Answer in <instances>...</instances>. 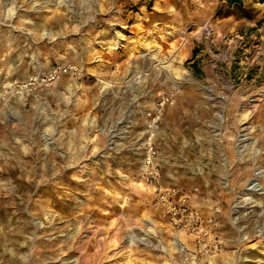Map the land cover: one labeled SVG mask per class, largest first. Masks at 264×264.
<instances>
[{
    "label": "rangeland",
    "instance_id": "obj_1",
    "mask_svg": "<svg viewBox=\"0 0 264 264\" xmlns=\"http://www.w3.org/2000/svg\"><path fill=\"white\" fill-rule=\"evenodd\" d=\"M6 74L0 264H264L260 0H0ZM149 145L223 248L153 206Z\"/></svg>",
    "mask_w": 264,
    "mask_h": 264
},
{
    "label": "built area",
    "instance_id": "obj_2",
    "mask_svg": "<svg viewBox=\"0 0 264 264\" xmlns=\"http://www.w3.org/2000/svg\"><path fill=\"white\" fill-rule=\"evenodd\" d=\"M67 72H69L67 68L57 67L49 73L31 77L23 83L14 82L9 87V90L12 93L24 96L41 87H49L55 84ZM0 105L7 107V88L0 93ZM139 175L148 188H153V206L160 210L164 218L172 222L173 226L180 230L181 233L191 235L194 238V242L199 244L201 251L205 240H200L199 238L205 237V239H208L212 236L208 227L209 225L206 223V219L200 215V212L191 206L188 196L181 189L164 187L161 184L160 166L155 159V152L150 145L146 148L145 158L139 169ZM213 243H215L213 249H218L221 247L220 244H222L215 241L214 238Z\"/></svg>",
    "mask_w": 264,
    "mask_h": 264
},
{
    "label": "bare ground",
    "instance_id": "obj_3",
    "mask_svg": "<svg viewBox=\"0 0 264 264\" xmlns=\"http://www.w3.org/2000/svg\"><path fill=\"white\" fill-rule=\"evenodd\" d=\"M143 186H145V184L140 183L139 187H140L141 189L145 188V187H143ZM152 190H153V188L151 189V191H152ZM200 215H202L203 218L207 219L203 214L200 213ZM180 236H185V234H181ZM190 238H191L192 240H194V238H193L192 236H191ZM199 239H200V240H203V239L205 240V243H204V245H203L202 248H201V253H204V251H205L206 249H210V250L213 249L215 243H213V238H212V236H210L208 239H207V238L205 239V237H200ZM176 245H178V248L181 249V247H180L181 244H179V243L177 242ZM221 248H223V243L221 244ZM188 253H189V252H188ZM189 255L192 256L191 253H190ZM192 257H193V256H192Z\"/></svg>",
    "mask_w": 264,
    "mask_h": 264
},
{
    "label": "crops",
    "instance_id": "obj_4",
    "mask_svg": "<svg viewBox=\"0 0 264 264\" xmlns=\"http://www.w3.org/2000/svg\"><path fill=\"white\" fill-rule=\"evenodd\" d=\"M7 80V74L3 77V76H0V85L2 84V83H4L5 81ZM64 82V81H63ZM67 90H69V88H67ZM145 189V188H144ZM190 202V204L191 205H193L192 203H191V200L189 201ZM194 206V205H193ZM201 212V211H200Z\"/></svg>",
    "mask_w": 264,
    "mask_h": 264
},
{
    "label": "trees",
    "instance_id": "obj_5",
    "mask_svg": "<svg viewBox=\"0 0 264 264\" xmlns=\"http://www.w3.org/2000/svg\"><path fill=\"white\" fill-rule=\"evenodd\" d=\"M229 5L234 3H241V0H226ZM261 3H264V0H260Z\"/></svg>",
    "mask_w": 264,
    "mask_h": 264
}]
</instances>
